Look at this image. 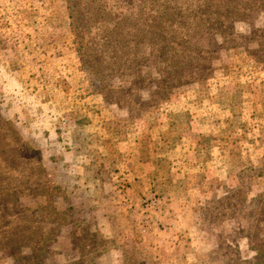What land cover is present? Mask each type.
Segmentation results:
<instances>
[{"label":"rangeland","instance_id":"obj_1","mask_svg":"<svg viewBox=\"0 0 264 264\" xmlns=\"http://www.w3.org/2000/svg\"><path fill=\"white\" fill-rule=\"evenodd\" d=\"M221 2L0 0V264H264V0Z\"/></svg>","mask_w":264,"mask_h":264},{"label":"trees","instance_id":"obj_2","mask_svg":"<svg viewBox=\"0 0 264 264\" xmlns=\"http://www.w3.org/2000/svg\"><path fill=\"white\" fill-rule=\"evenodd\" d=\"M219 1L220 0H216V2H219ZM213 6H216V8L218 7V9L214 12L215 13L214 19L217 20L215 23H218L220 25H229V27L232 28L231 23L235 19H239V17H240V14L236 13L234 11H239L242 8L241 7H237V8H234L233 11L232 10H227L229 8L228 0H222L221 4H217L216 3V5H215L213 3ZM226 13L229 14V15H232V18H230L228 15H226ZM221 17H224V20L221 19ZM226 17H229V18H226ZM227 19H229V22L226 23ZM171 86H173V85H171ZM0 123H2V118L1 117H0ZM9 187L10 186H8V183H4L3 185L0 184V196H1L0 200L2 202H4V203H6V201H7L6 196L9 193V191H8ZM34 187H38V186L34 185ZM14 191L19 193L20 190L19 189H15ZM230 193H231V195H233V194L239 193V191H230ZM225 199H227V196H222L219 200H225ZM251 201L254 202V205H253V207H254L253 210L254 211L256 209H258L259 212H264V192H259L256 195H254L253 197H251ZM25 211H29L30 212L29 213L30 217H32V218H35V216L38 214V209L25 210ZM87 235L89 236V234H87ZM247 241H248V238H247ZM0 244L2 245V242H0ZM37 247H38V244L35 243L33 246H30V251L35 253V250H36Z\"/></svg>","mask_w":264,"mask_h":264},{"label":"crops","instance_id":"obj_3","mask_svg":"<svg viewBox=\"0 0 264 264\" xmlns=\"http://www.w3.org/2000/svg\"><path fill=\"white\" fill-rule=\"evenodd\" d=\"M111 234V233H110ZM105 237V236H104ZM111 237V236H110ZM105 238H107L108 239V237H105ZM112 239H114L115 240V238H112ZM113 250L116 252V257H118V253H117V250H116V248H115V245H114V247H113ZM110 256H111V254H109ZM108 255V258H110V256ZM115 255V254H114ZM102 258H106V253H105V255H103L102 254ZM108 258H106V259H108ZM112 258H114L113 257V255H112ZM115 259H112V262H110V263H112L113 264V261H114ZM115 262V261H114Z\"/></svg>","mask_w":264,"mask_h":264}]
</instances>
